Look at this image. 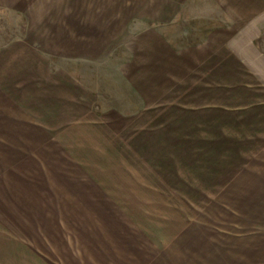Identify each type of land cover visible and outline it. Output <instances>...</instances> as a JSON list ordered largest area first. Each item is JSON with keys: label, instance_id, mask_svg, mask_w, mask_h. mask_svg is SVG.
Wrapping results in <instances>:
<instances>
[{"label": "crops", "instance_id": "obj_1", "mask_svg": "<svg viewBox=\"0 0 264 264\" xmlns=\"http://www.w3.org/2000/svg\"><path fill=\"white\" fill-rule=\"evenodd\" d=\"M97 163L246 212L112 253ZM0 264H264V0H0Z\"/></svg>", "mask_w": 264, "mask_h": 264}, {"label": "rangeland", "instance_id": "obj_2", "mask_svg": "<svg viewBox=\"0 0 264 264\" xmlns=\"http://www.w3.org/2000/svg\"><path fill=\"white\" fill-rule=\"evenodd\" d=\"M96 167L99 187L90 213L96 215V227L101 224L111 234L112 253L119 248L118 240L129 239L130 234L150 233L154 227L236 228L246 212L226 196L216 194L214 188L188 186L183 171L171 173L170 179L153 181L148 172H110L105 163ZM79 208L81 213L86 211L83 205ZM83 223L81 220V227H86Z\"/></svg>", "mask_w": 264, "mask_h": 264}]
</instances>
